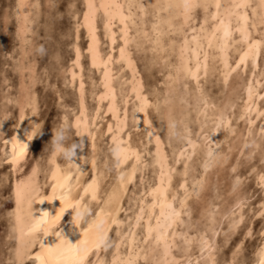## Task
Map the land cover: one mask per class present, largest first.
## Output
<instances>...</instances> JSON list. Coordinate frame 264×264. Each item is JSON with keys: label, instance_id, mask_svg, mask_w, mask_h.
Instances as JSON below:
<instances>
[{"label": "bare ground", "instance_id": "obj_1", "mask_svg": "<svg viewBox=\"0 0 264 264\" xmlns=\"http://www.w3.org/2000/svg\"><path fill=\"white\" fill-rule=\"evenodd\" d=\"M181 2L80 0V10L72 11L75 18L72 55L66 72L68 84L74 85L76 92L75 111L69 122L77 137L81 132L85 135L78 138V141H83V147L77 149L74 161L81 169L63 159L58 160L48 149L46 168L43 170L47 185L45 191L38 180L37 163L19 177H13L10 229L14 237L12 258L16 263H20L18 249L21 252L28 249L27 235L33 223L27 214L28 195L39 187L43 195L51 196L55 192L57 198L34 205V208L54 216L62 207L60 194L67 196L69 203L81 207L83 220L74 223L72 209L66 208L54 229L62 231L70 243L77 244L84 239L85 230L93 222H102L101 230L107 233V246L93 248L87 257V264H233L234 261L244 264L239 256L240 241L236 242L225 259L220 262L216 260L215 234L221 228L222 219L216 226L214 216L215 212L221 217L225 215L226 232L230 233L229 229L235 227L243 217V203L237 199L230 207L224 208L226 210L208 209L205 216L209 220L206 221L208 224L199 230L190 229V222L186 224L195 194L187 199L184 208H181L180 200L184 198L185 190L193 193L194 189L199 192L204 187L210 162L222 165L228 157L227 153L233 147L227 143L220 129L228 128L231 133L238 131L235 125L230 124L234 112L232 101L229 109L216 108V101L206 93L204 84L212 74L224 83L234 69L239 67L242 72L246 66H250V73L241 81L240 101L235 108L237 116L246 118L243 130L236 132L239 138L237 151L241 154L244 146L250 143L248 151L251 153L259 149V160H264V146H260V139L264 140V100L262 104L259 102L260 97H264V71L260 69L254 75L258 53L264 45V32L259 33L257 30L259 24L264 26V0H196L207 7H198L191 12L179 6ZM36 3L33 0H15V33L21 45L29 36ZM241 3L246 6L236 7ZM89 4L94 5V8L90 9ZM85 13L88 14L87 19ZM240 29H244L246 40L242 38ZM226 31L228 35H225ZM79 32L85 37L82 47L78 42ZM102 38L106 50L102 48ZM24 51H21L19 58V65L23 67L18 65L19 70L25 69L22 62ZM138 56L148 65L160 62V71L164 72L160 81L161 89L153 85L145 87L136 62ZM84 58L87 70L97 73L95 81L90 75L86 78L89 79L87 90ZM28 69L31 74L33 70L31 67ZM24 84L20 85V94L16 99L19 105L17 120L13 129L3 138L12 167L21 165L19 163L32 143L33 139L28 141L25 131L41 122L35 113V95ZM87 91L94 100L92 109L86 103ZM158 101L162 105L159 114L147 108L136 112V120L133 121V107L152 105ZM154 114L158 116L159 124L152 121ZM99 115H107L102 129L98 126ZM62 118L63 122L66 117ZM169 120L176 123L175 136H170ZM192 124L195 125L194 131L191 129ZM6 125L7 120L0 123V128ZM217 125L219 131L213 133L212 129ZM131 128L139 130L137 135L131 134ZM160 128H163V136ZM97 131L108 133L109 151L101 159L95 139ZM205 133L210 135V140L221 145L219 153L211 160L205 154ZM13 136L27 145L22 154L20 145L13 142ZM165 144H168L169 152ZM146 168H149L148 178L144 172ZM135 176L140 185L136 193L129 196L128 186ZM255 177L264 188V170L260 168ZM263 197L256 208L262 214ZM122 209L124 213L120 216ZM173 211L180 212V216L173 217ZM250 229L251 221H248L244 233ZM260 233L261 242L254 248L248 264H261L264 260V221ZM95 236V231L88 234L89 239ZM158 236L163 238L158 240ZM44 242L50 246L58 241L50 235ZM39 251V246L28 249L23 260L31 257L32 261L29 262L37 264L34 257Z\"/></svg>", "mask_w": 264, "mask_h": 264}, {"label": "rangeland", "instance_id": "obj_2", "mask_svg": "<svg viewBox=\"0 0 264 264\" xmlns=\"http://www.w3.org/2000/svg\"><path fill=\"white\" fill-rule=\"evenodd\" d=\"M33 1H37V7L33 13L34 16L32 15L30 31L28 32L29 36L26 37L24 44L21 45L20 39L15 33L17 24L15 16V0H0V114H11V117L7 119V125L3 129L0 128V264H20L16 263L12 258L14 237L10 229V213L13 203L11 195V182L16 176L19 177L24 174L34 163H37L39 170L38 180L41 189L45 191L47 185L45 178L43 177L45 173L43 170L46 168V157L49 149L47 143L52 136V129L62 122L63 116L70 121L71 115L75 111V86L68 84L69 82L67 80L66 68L72 55L71 39L72 29L75 23L72 11L80 10V0ZM263 27V24L258 25L257 30L259 33L264 32ZM84 40V35L79 32L78 42L80 46L84 45ZM103 41L104 39L102 38V48L106 50V43L103 44ZM37 44H43L45 46L47 50L45 55L39 56L34 54L33 49ZM22 50H25L22 59L25 69L23 70V68H20L19 70V58ZM141 55H143V52ZM136 62L138 70L143 76L145 87L149 88L153 85L154 87L161 89L162 86L160 81L162 80L164 72H161L163 70L160 71V62H154L153 64L148 65L143 63V59L140 58V56H138ZM28 67H31L33 70L31 74ZM263 67L264 45L261 46L258 53L257 68L256 71L254 70L255 73L253 72L254 75L258 74L261 70L264 71ZM83 68L85 69V87L87 90L89 89V79L87 80L86 78L90 75L91 77H89L91 79L94 78L92 80L95 81L97 79H95V75L97 76V73L94 70H87L85 58L83 59ZM250 70L251 68L248 65L242 73L238 67L232 71L224 83H221L216 79V75L212 74V77L209 76L204 84L208 97H211L214 102L216 101V108L222 107L221 109H229V104L232 101L231 104L233 106L231 108L234 112L231 116L230 124L232 126L235 125V127L238 128V131H236L238 133L243 130L246 118L245 116H237L235 108L240 101L238 95L240 92L241 81L248 76ZM24 82H26V84H24ZM261 82L263 83V80H261ZM21 84H24V86L27 87V90L30 88L31 91L29 90V92H33L35 95V113L41 118L40 125H42V129L41 134L33 138L28 151L26 152L23 160H21L22 163H19L21 165L12 167L7 155V145L4 143L3 138L13 129V124L15 125L17 120L19 105L16 99H18L20 94ZM86 94H88L86 97L87 106L92 109L94 100L89 96L88 91ZM262 99L264 100V97H260L259 99L261 104L263 101ZM106 118L107 115H99L97 118L100 129H102ZM152 121L155 124H159L158 116L156 114L152 115ZM194 127L195 125L192 124L191 129L193 131ZM227 129L228 128L220 129V131L227 138V143H229L233 148H231L227 153L228 157L222 165H214L210 162V166L207 167L206 171V182L204 187L198 192V195L192 197L191 210L188 223L186 224L189 225L190 222V229L197 228L200 230L203 229V227L206 228L205 225L208 224V222H206L208 219L205 218V216L207 217L208 209L221 211L224 208L227 209L231 206V204H233V202H235V200L239 199L241 203H243L241 204L243 219L237 223L235 227H232L234 229H229L230 233L226 232L228 230L225 224L227 219L225 215L221 217V215H218V213L215 212V223L217 221L216 226L220 224V219H222V225H219L221 228H217L219 230H217L215 234L217 243L215 257L218 262H220V260L222 261L233 250L236 242L240 241L241 246L239 251L241 255L239 254V256H241L244 264H248L250 258L252 257L254 248L261 242L260 228L264 221V214L259 211L257 212L256 208L258 209L259 207V200L262 201L261 198L264 196V191L262 189L264 188H262L263 186L256 179L255 174L260 168L264 170V160H259V149L254 150L251 153L249 152L250 149H248V147H250V143H247L240 152L241 154H239L237 151L239 138L237 137L236 132L231 133ZM162 130L163 128L160 130V134L163 136ZM130 132L132 135H137L139 130L135 128L133 130V128H131ZM228 133L234 135L229 134L228 136ZM72 137L73 140L78 141V137L74 133L73 129ZM95 139L97 147L100 150L99 157L101 159V157L109 151L108 133L97 131ZM260 146H264L263 139H260ZM165 149L169 152L168 144H165ZM58 160H62V158L58 157ZM109 164L110 162H108V166ZM179 164L180 163L177 164V167ZM9 167L14 171H12ZM148 169L149 168H146V170H144L147 178ZM135 177L136 178L133 179L132 184L128 186L127 195L129 196L136 193L140 185L138 177ZM176 178L177 175L174 178L175 183L177 181ZM236 178L238 179V182L236 181ZM143 182L145 183V180H143ZM243 196L244 198H242ZM242 200H244V202H242ZM123 213L124 210H120V216L123 215ZM125 213L127 212L125 211ZM224 217L226 219H223ZM248 221H251V229L248 232L249 234H245L244 230ZM111 235L112 234L110 232V236ZM224 240L227 241L224 242ZM28 258L30 259L31 257H26L23 260V264H29L32 261V259L28 260Z\"/></svg>", "mask_w": 264, "mask_h": 264}, {"label": "clouds", "instance_id": "obj_3", "mask_svg": "<svg viewBox=\"0 0 264 264\" xmlns=\"http://www.w3.org/2000/svg\"><path fill=\"white\" fill-rule=\"evenodd\" d=\"M34 54L43 56L46 54L47 50L43 44H37L34 46ZM161 103L158 101L155 104L149 105V104H143L139 107H133V121L136 120V112L138 111H145L147 108H152L157 114H159L161 110ZM11 117L10 113H5L3 115H0V123H3L5 120L9 119ZM19 125H17L18 127ZM150 126V125H149ZM168 128L170 132V136H175V128L176 123L174 120H169L168 122ZM42 125H33L30 130L25 131L24 135L27 136V140L30 141L34 137L41 134ZM219 131V125L214 127L212 129V132L215 133ZM85 137V135L81 132V135L78 138ZM205 141H206V149L205 154L206 157L211 160L217 156L219 153V150L221 148V145L219 143L213 142L210 140V135L205 133ZM18 144L23 147L25 143L20 142L17 139ZM47 146L51 150L52 154H55L54 156H58L62 158L64 161L76 165L79 169L81 167L75 163L77 149L83 147V141H75L72 137V125L68 121L67 118L64 119L63 122L58 124L54 129H52V136L50 140L47 143ZM26 150V149H25ZM85 162V161H84ZM57 198V194L54 192L51 196H45L43 195L41 189L39 187L34 188L28 195L27 200V207H28V218L30 221H33V223L40 222L43 224V227L38 232H32L27 235V241H26V247L28 249H31L34 246H39L47 244L44 242L45 238L48 236H54L55 241L57 240L56 232L57 231H50V229L54 228L59 223L56 221L53 216L49 215L47 211H41L39 208H34V205H39L41 202L47 201L50 202L53 199ZM59 199H63L66 204L69 206L67 208H71L73 211V216L77 217V222L83 220V212L81 210V207L78 204H71L68 202L69 198L63 194L59 195ZM39 213L38 215H34V213ZM45 213H47V223L44 224L45 220ZM32 223V224H33ZM102 228V222H98L97 225L93 227L92 231L96 232V235ZM62 233V231H59ZM103 246H107V240L102 244ZM233 264H237V262H233Z\"/></svg>", "mask_w": 264, "mask_h": 264}, {"label": "snow or ice", "instance_id": "obj_4", "mask_svg": "<svg viewBox=\"0 0 264 264\" xmlns=\"http://www.w3.org/2000/svg\"><path fill=\"white\" fill-rule=\"evenodd\" d=\"M179 6H182L186 12H191L193 9L198 7H207V5H202L196 2V0H182L181 4ZM219 7V5H216ZM246 5L244 3H241L239 5H236V7H245ZM88 7L94 8V5L89 4ZM168 7H171L169 5ZM88 14L85 13V17L87 19ZM264 19V18H262ZM155 27V26H154ZM241 35L243 39H247V35L244 31V29H240ZM225 35H228L227 31L225 32ZM122 54L124 52V49L121 50ZM147 123V121H146ZM13 142L17 143L16 136H13ZM27 145L25 144L23 147L20 146V154L24 152ZM55 155V154H53ZM15 162V161H13ZM262 180H264V177H262ZM183 188L184 185H181ZM198 195V191L194 189L193 193H188L187 190H185V196L183 199L180 200L181 208H184L186 206V201L191 195ZM94 198V197H93ZM62 207L59 209L58 212L53 216V218L60 222L62 215L65 212V209L69 206L65 203L63 199H61ZM180 212L173 211L172 215L173 217H179ZM45 215L44 224L47 223V213ZM243 217H241V220ZM73 222H77V217H73ZM98 222H93V224H90L88 229L85 230V238L79 241L77 244L70 243L61 232H56L57 240L58 242L52 243L50 246L47 245H41L40 251L35 254V261L37 264H87V257L89 255V252L93 248H99L101 245L106 241L107 239V233L104 230H100L98 234L95 236L94 239H89L88 234L93 230V227L97 225ZM43 227V224L40 222L33 223L32 226L28 230V234L32 232H38ZM50 231H54V228L50 229ZM162 236H158L157 239H162ZM27 250L25 249L23 252H21L18 249V258L20 259V264H23V257L27 254ZM167 254V251H166ZM262 254H264V251H262ZM261 264H264V260L261 261Z\"/></svg>", "mask_w": 264, "mask_h": 264}]
</instances>
